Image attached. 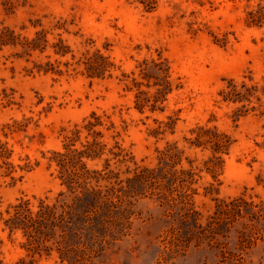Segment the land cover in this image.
I'll use <instances>...</instances> for the list:
<instances>
[{
	"label": "rangeland",
	"instance_id": "374dc122",
	"mask_svg": "<svg viewBox=\"0 0 264 264\" xmlns=\"http://www.w3.org/2000/svg\"><path fill=\"white\" fill-rule=\"evenodd\" d=\"M147 1L144 5L138 0H0V36L16 43L0 45V126L12 119L25 124V131L9 134L6 141L13 150L12 162H27L31 167L29 171L17 168L14 179L0 168V201L4 205L23 195L52 200L63 187L53 167H46L45 156L61 148V128L72 127L92 110L109 115L119 130L115 139L133 161L147 166L154 164L156 149L167 141L181 147L190 127L206 123L234 142L215 178L201 172L195 185L193 205L200 213L198 222L203 224L213 211L214 198L242 194L253 200L258 204L254 219H240L218 240L239 253L245 264H264V114L259 115L264 95L240 108L248 109L246 115L233 119L240 104L220 102L217 94L226 78L241 79L246 74L261 83L264 23L246 26L244 18L264 0ZM37 32L44 34V40L41 36L34 42L44 46L41 53L21 45ZM58 40L75 58L86 48H98L115 65L111 77L90 79L70 54H53L51 45ZM158 56L167 60L171 81L180 88L168 96L162 112L139 113L132 107L133 91L123 89L129 82L118 81L116 76L136 71L142 59ZM46 63L59 72L37 70ZM167 116L174 121L172 133L162 123L164 132L152 135L158 121L169 122ZM0 138L4 139L1 132ZM104 139L112 142L108 134ZM184 155L199 168L209 152L193 149ZM101 165L102 159L87 162L89 168ZM127 165L133 166L131 162ZM110 168L117 169L112 161ZM209 183L217 188L216 194H204ZM129 209V229L105 243L93 264H214L217 260L218 250L205 242L192 240L180 251L164 250L161 237L177 224V217L155 196L136 197ZM240 233L251 241L243 250L236 244ZM6 243L5 259L16 258L17 240ZM55 259L53 254L40 262L58 264Z\"/></svg>",
	"mask_w": 264,
	"mask_h": 264
},
{
	"label": "trees",
	"instance_id": "16d2710c",
	"mask_svg": "<svg viewBox=\"0 0 264 264\" xmlns=\"http://www.w3.org/2000/svg\"><path fill=\"white\" fill-rule=\"evenodd\" d=\"M138 2L148 4L147 0ZM244 22L246 26L261 27L264 23V4L259 1L248 10ZM41 36L44 40V34L37 32L35 37L25 38L21 45L41 53L44 46L34 44ZM4 44L16 43L9 37L0 36V45ZM51 47L52 53L57 56L70 54L76 65H82V74L90 79L110 78L111 70L115 68L109 57L96 47L93 50L84 49L77 58L60 40ZM135 68L136 71L121 72L120 76H116L118 81L129 82L124 83L123 89L133 91L132 107L139 113L145 110L162 112L168 96L180 88L178 83L171 81L167 60L160 56L157 59H142ZM37 70L59 72L49 63L44 67L38 66ZM217 94L220 102L240 104L234 110L236 116L233 119L244 116L248 109L240 108L253 98L259 101L260 95H264V76H261V83L246 74L241 79L226 78ZM251 108L254 110V106ZM263 114L264 106L259 111L260 116ZM167 118L169 122L158 121L152 135L164 132L160 129L162 123L172 133L174 121L170 116ZM124 129L125 126H122ZM18 131H25L22 121L12 119L0 126L4 138H0V168L4 175L12 179L17 168L20 171L31 169L27 162L21 165L11 160L13 150L6 138ZM61 131V148L50 150L45 159L46 167H53L63 189L52 200L47 196L30 198L23 195L4 205L0 201V264H41L42 259H48L53 254L56 256L54 263L93 264V259L105 243L114 241L129 229L131 200L146 196H155L176 214L177 224L171 225L161 237L164 250L177 252L194 240L218 250L214 264H245L240 254L229 251L218 237H225L240 219L253 220L258 204L242 194L226 199L214 198V209L203 224L198 222L200 213L193 205V196L197 194L195 185L201 172L215 178L223 156L229 153L234 141L228 134L214 125L196 123L188 129L189 136H183L181 147L176 141H167L161 149H156L154 164L147 166L133 161L115 139L119 130L104 111L92 110L80 122L73 123L70 128H61ZM106 134L112 142L104 139ZM193 149L209 152L199 168L194 167L193 161L184 155L185 150ZM99 159H102L100 168L87 166L88 161ZM111 161L116 170L110 168ZM128 162L133 166L129 167ZM121 165L125 167L123 170L118 168ZM21 177L22 174L17 178ZM213 193H217V188L212 183L204 187L205 195ZM14 240H17L18 255L6 260L3 248L7 241L13 244ZM250 242L243 233L237 236L236 244L242 250Z\"/></svg>",
	"mask_w": 264,
	"mask_h": 264
}]
</instances>
